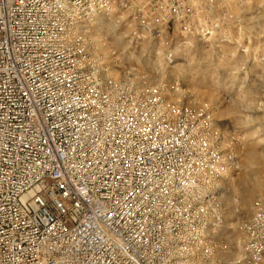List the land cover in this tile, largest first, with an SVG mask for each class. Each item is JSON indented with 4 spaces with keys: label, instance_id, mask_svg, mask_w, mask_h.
I'll return each mask as SVG.
<instances>
[{
    "label": "built area",
    "instance_id": "built-area-1",
    "mask_svg": "<svg viewBox=\"0 0 264 264\" xmlns=\"http://www.w3.org/2000/svg\"><path fill=\"white\" fill-rule=\"evenodd\" d=\"M194 10L0 0V264L214 263L224 158L152 87L102 75L84 36L117 11L147 33L185 30ZM251 206L246 264L264 249V190Z\"/></svg>",
    "mask_w": 264,
    "mask_h": 264
},
{
    "label": "rangeland",
    "instance_id": "rangeland-1",
    "mask_svg": "<svg viewBox=\"0 0 264 264\" xmlns=\"http://www.w3.org/2000/svg\"><path fill=\"white\" fill-rule=\"evenodd\" d=\"M193 1L188 29L147 33L117 11L87 27L85 48L102 75H127L152 87L165 110L180 108L222 155L227 173L211 190L221 195L222 238L205 264H246L244 225L264 190V0ZM255 264H264V249Z\"/></svg>",
    "mask_w": 264,
    "mask_h": 264
},
{
    "label": "bare ground",
    "instance_id": "bare-ground-1",
    "mask_svg": "<svg viewBox=\"0 0 264 264\" xmlns=\"http://www.w3.org/2000/svg\"><path fill=\"white\" fill-rule=\"evenodd\" d=\"M224 169L227 171L226 167H225ZM225 170H223L224 172L222 173V175H224V174L227 173ZM213 194H215V193H213ZM215 195H216V194H215Z\"/></svg>",
    "mask_w": 264,
    "mask_h": 264
}]
</instances>
